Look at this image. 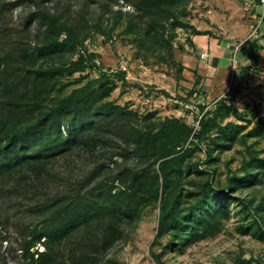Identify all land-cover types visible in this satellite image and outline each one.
<instances>
[{"label":"trees","instance_id":"16d2710c","mask_svg":"<svg viewBox=\"0 0 264 264\" xmlns=\"http://www.w3.org/2000/svg\"><path fill=\"white\" fill-rule=\"evenodd\" d=\"M190 1L0 0V197L6 191L19 204L28 202L36 221L24 225L31 237L24 250L41 244L40 264H97V257L140 218L160 178L167 192L172 177L184 173L185 157L178 149L213 129L214 121L205 118L199 131L178 120L153 124L148 116L139 121L132 111L106 102L115 90L107 74L46 103L62 92L63 77L86 71L91 56L85 45L104 32L106 23L120 25L126 19L141 39L169 27L206 35L182 20ZM15 6L29 9L12 27L7 15ZM125 6L132 11H123ZM258 43L241 50L251 65L242 68L239 85L259 69ZM212 155L210 150L209 160ZM62 162L80 163L79 173L58 174ZM260 176H235L226 191L204 190L183 219L173 205L164 207L159 233L184 229L189 235L181 239L199 237L222 210L228 212L233 195L256 186ZM10 226L20 225L0 207V228L7 232Z\"/></svg>","mask_w":264,"mask_h":264},{"label":"rangeland","instance_id":"374dc122","mask_svg":"<svg viewBox=\"0 0 264 264\" xmlns=\"http://www.w3.org/2000/svg\"><path fill=\"white\" fill-rule=\"evenodd\" d=\"M28 9L13 7L7 15L10 26H19ZM123 11L132 9L125 6ZM182 20L208 33L209 0H191ZM195 36L192 29L169 27L165 32L159 30L154 38L141 39L126 19L120 25L106 23L104 32L85 45L87 56H91L86 71L63 77L62 92L46 100L51 103L54 97L107 74L113 76L115 90L106 102L132 111L139 121L148 116L153 124L178 120L196 131L202 118L214 121L206 137L178 149L185 157L184 173L172 177L167 192L160 178L140 218L126 228L124 238L107 254L97 257V264H264V164H260L264 160V84L258 80L260 83L251 81L243 86L244 91L235 88L239 64L234 66L233 45L242 41L228 42L220 44L225 57L217 59L229 68L227 82L212 91L209 43L202 47ZM0 40L2 46L1 33ZM223 87L228 90L224 94ZM210 150L212 160L207 157ZM79 165L62 162L56 172L65 177L71 172L78 174ZM255 172L261 173L256 186L235 193L228 212L222 210L199 237L181 239V234L189 235L184 229L159 233L164 207L173 205L174 213L183 219L204 190L226 191L235 184V176ZM14 199L6 191L0 197L2 213L20 225L18 229L10 226L7 232L0 228V264H40L41 244L24 250L25 240L31 241L24 225L33 224L36 216L28 211V202L21 205Z\"/></svg>","mask_w":264,"mask_h":264},{"label":"crops","instance_id":"0c3cea01","mask_svg":"<svg viewBox=\"0 0 264 264\" xmlns=\"http://www.w3.org/2000/svg\"><path fill=\"white\" fill-rule=\"evenodd\" d=\"M249 0H209V32L206 35H196L194 38L200 46L204 47L209 43V88L212 91L222 89L227 82L229 68L226 67L218 57H225L223 45L228 42L243 41L253 32L258 16L262 14V9L254 0V8L249 9L245 3ZM264 31V26H263ZM206 40V42H204ZM261 46L258 55V68L252 71L235 88L244 91L243 86H248L251 81H262L264 84V33L258 39ZM208 56V54H207ZM240 63L235 73L238 76L243 67L251 65L250 60L243 53L240 55ZM217 57V58H216ZM224 62V61H223ZM237 71V72H236ZM239 83V82H238ZM260 83V82H258ZM224 89V87H223ZM224 89V93H226ZM236 91V90H235Z\"/></svg>","mask_w":264,"mask_h":264},{"label":"built area","instance_id":"2783aa9c","mask_svg":"<svg viewBox=\"0 0 264 264\" xmlns=\"http://www.w3.org/2000/svg\"><path fill=\"white\" fill-rule=\"evenodd\" d=\"M246 7L249 9L254 8V0H249L248 2L245 3ZM258 6L262 9V14L258 16L257 21H256V26L253 29V32L249 35V37L240 42L239 44H234V51H235V56L233 58L234 66L237 67L238 64L240 63L239 59V52L242 50L244 47H250V43L254 40H258L261 38L263 35V26H264V0H259Z\"/></svg>","mask_w":264,"mask_h":264}]
</instances>
